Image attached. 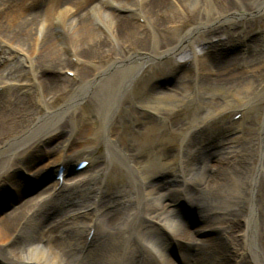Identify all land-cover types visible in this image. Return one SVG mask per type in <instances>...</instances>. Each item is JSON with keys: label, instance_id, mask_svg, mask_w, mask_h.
<instances>
[{"label": "bare ground", "instance_id": "obj_1", "mask_svg": "<svg viewBox=\"0 0 264 264\" xmlns=\"http://www.w3.org/2000/svg\"><path fill=\"white\" fill-rule=\"evenodd\" d=\"M99 1L0 0V64H11L0 95L19 106L5 112L0 98V197L21 195L30 159L59 151L63 170L42 167L34 184L51 186L0 220V264H264V130L249 112L264 99V12L250 16L264 0ZM255 32L261 45L246 41ZM234 39L242 54H229ZM96 81L48 146V114ZM195 101V116L170 126ZM79 150L89 163L67 179ZM201 219L215 234L199 241Z\"/></svg>", "mask_w": 264, "mask_h": 264}, {"label": "rangeland", "instance_id": "obj_2", "mask_svg": "<svg viewBox=\"0 0 264 264\" xmlns=\"http://www.w3.org/2000/svg\"><path fill=\"white\" fill-rule=\"evenodd\" d=\"M98 2H101L98 0ZM109 8V7H108ZM110 10H114V8H109ZM114 12H116L114 10ZM126 10H123L121 9L118 10L116 13L118 14H121L122 13H125ZM262 12H264V9L258 13H254L250 16H259ZM250 16H240L238 17L239 21H243L247 18H250ZM10 27V26H9ZM8 27V30H11L10 28ZM257 28V27H256ZM257 30V29H256ZM259 37V33H252L251 36L249 38L246 39V41L249 43L253 42V41H256L258 44L261 45V41H258L257 38ZM232 42L227 44L228 46L227 47H231L232 46V49L228 50L229 51V54L232 55V53H241L244 52V43L242 44H239L238 41H236L235 39L234 40H231ZM234 44V45H233ZM264 47V46H263ZM248 51L250 52H254L253 50H249L247 49ZM64 57H66L67 59H71L74 61V57L72 55H69L67 53L64 54ZM12 62V60H10ZM14 66L12 67V71L16 72L17 69H21V68H24L23 65L19 64V63H16L13 62ZM12 64V65H13ZM9 67H11V64L10 65H6L4 66L3 64H0V71L1 73H3L4 75H6L7 71H9ZM56 71V69H55ZM254 70L250 71V72H253ZM62 76H66V75H72V71L70 69H66L65 70H61L59 71ZM96 84H97V81L96 83L91 87L90 90H88V92L86 93L85 96L81 97L79 100H77V103H74V104H62V105H59L57 106L56 110L55 111H52L50 114H48L47 118L46 119V124L45 126H43L40 131L42 132H52L54 133L53 136L50 138L51 141H49L48 143V146H54L56 145L59 141H62L63 139V134H66L67 132L64 130L63 133H61V135L59 134H56V126L58 125V123L62 120H65L67 115H68V112L71 109V107L73 106H77L79 104V102H86L87 99H89V97L93 96L94 94V91H95V87H96ZM165 84L167 85H171V86H175L178 84L177 82V79L174 78V79H169L167 81H165ZM1 91V90H0ZM8 95V93L6 94ZM28 94H26L27 96ZM101 96L103 97V94H101L100 96H97L98 99L101 98ZM0 98L3 99V102L1 104V110H4L5 112H8L9 110L10 111H14V112H18L19 109H17L19 106H17L16 104H18L17 102H13L11 100H7L6 99V96L5 94H1L0 95ZM62 98H63V95H60L57 99L58 101H62ZM35 104V103H34ZM255 104L257 105L256 109L254 110H251L249 111L251 114H252V118H254V120L252 121V124H250V122L248 120H245L244 123L246 122H249L250 125H252L254 127V129L256 128H260L262 130H264V114H259L257 115V112H261L262 113V108L264 106V99H262L261 101L259 102H255ZM200 105V102L198 101H195L194 104L190 105V104H186L181 110H178L176 111L175 114H173L169 120V123L171 124L170 126H174L176 125L177 123L176 122H179V121H183V120H186V119H192L195 114H196V110L197 108L199 107ZM36 106V104H35ZM236 112L235 111H227L222 117L221 119L223 120H226V119H230V120H235L236 118ZM136 118H140V116L137 114H135ZM141 120V118H140ZM236 121V120H235ZM262 121H263V124H262ZM145 125H147L148 127L149 126H154V127H160V124L157 122H155L154 120L152 119H145ZM222 125V122L218 121L216 119V121H214L212 124H210V127L206 130L207 131V135L208 134H211L212 131H215L220 129ZM69 129V128H66V130ZM122 136V139H123V142L126 143L128 142L129 140H133L135 137L134 135L132 134V130L130 129V127H127V130H125L123 132V134L121 135ZM22 141H25L26 143H30V140H22ZM227 145L229 146V144L227 143ZM226 145V146H227ZM101 146H103V148L105 147L104 146V143H101ZM58 155H59V151H50V153H45L43 155L40 156V158L38 159H30L29 162H27L25 164V167L23 169H21V172H18V176L17 178L18 179H23L25 182V187L21 193V195H16L14 194V192H12V194H8V195H4L2 198L0 197V220L2 218H4V216H6L7 214L11 213L13 211V209L15 207H17L18 205L22 204L23 201L25 200H28V199H32V197H36L39 193L42 192L43 188H48L51 183V180H43L42 181V186L39 187V185H35L34 184V177H39L40 179L42 178V175H43V169L42 167H45L46 169H58L57 167L59 166V162L57 161L58 159ZM75 156L76 157H83V151L79 150L78 152H75ZM114 164L118 165V169H122L123 166L112 161ZM92 169L90 171H93L97 168V166H91ZM13 170V169H12ZM80 171H75L74 168H72L69 172H67L65 174V178L67 179H70L71 177H74L76 176L77 174H79ZM41 182V181H40ZM38 186V187H37ZM38 188V189H37ZM84 199V198H82ZM76 206H74L73 208H75ZM185 207V206H184ZM183 207V208H184ZM62 210V208H57L55 211H52L54 215H57L60 211ZM197 212V211H196ZM194 215L197 216V213ZM68 218V217H66ZM194 227H197L199 229V234L197 236V238H199L198 240L201 241L202 238H208L210 236H212L211 234H215V233H212V229H206L207 226H209V223L206 222V220L204 219H201V221H196L193 225ZM222 233H223V230H222ZM171 241L175 240V235L172 234L171 236ZM170 253H175V251H173V248L171 246V250L168 251ZM175 258V257H174ZM228 258H229V262L231 263H234V255L233 253H228ZM175 261L177 260V257L174 259Z\"/></svg>", "mask_w": 264, "mask_h": 264}]
</instances>
